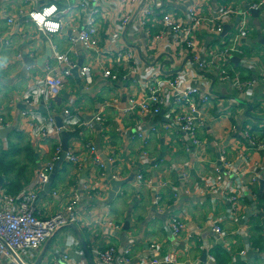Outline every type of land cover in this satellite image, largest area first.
Masks as SVG:
<instances>
[{"label": "built area", "instance_id": "2783aa9c", "mask_svg": "<svg viewBox=\"0 0 264 264\" xmlns=\"http://www.w3.org/2000/svg\"><path fill=\"white\" fill-rule=\"evenodd\" d=\"M231 1L0 0L1 19L8 26L21 21L24 25H33L48 37L64 30L71 32L66 51L52 47L51 61L55 66L49 64L47 69L54 75L33 83L44 102L60 95L74 71L86 80L97 71L107 81L110 90H115L121 83L130 84L127 104L122 109L124 114L159 119V125L147 126L137 122L128 132L129 140L138 141L146 148L151 136L162 132L166 135L176 133L181 136L183 152L190 155L192 150L202 146L200 133L211 127L214 119L207 115L206 106L216 99L211 93L215 74L223 82H230L236 92V97L228 103L230 106H238L241 94L247 95L244 96L245 103L252 102L251 95H254L253 85L248 84L245 89L241 75L232 71L231 60L239 58L241 65L254 68L255 59L247 60L245 50L237 46L251 35L250 12L264 5V0L245 10ZM12 2L18 4L15 14L9 12ZM77 12L82 14L80 20H74ZM235 19L234 33L225 40L224 29ZM206 37L215 41L204 46L202 39ZM75 45L92 52L95 63L80 64L73 51ZM29 94L24 101L27 107L33 103ZM74 111L71 107L63 110L65 121L61 122L60 129L54 116L47 119L48 127H41L40 132L29 123L30 135L42 146L60 136L61 132L93 129L94 121L105 122L100 112L90 121L79 123ZM20 114L27 122L30 112ZM216 115H221L219 110ZM6 127L0 110V133ZM232 130L233 133L240 131L241 140L259 159L252 156L229 159L221 155L220 171H211V175L201 181L200 186L205 191L200 197L206 196L213 205H229L227 214L221 218L211 216L209 239L201 238L197 227L188 231L189 238H183L187 233L186 225L178 217H171L165 223V230L181 243L175 250L165 251L155 240L125 230L122 223L111 217L108 205L97 207L95 203L104 196L103 191L85 179L73 187L61 210L45 215L38 207L39 194L62 151L57 146L52 160L19 192H9L8 183H0V264H183L182 259L187 264H218L212 254L215 246L230 256L228 264H264V252L251 243L246 244L239 254L232 253L233 238L250 237L251 226L255 223H258L257 228L264 240V203L259 197L264 196V132L257 133L249 126L242 128V125L239 128L233 126ZM2 148L7 150L6 141ZM86 148L95 152L91 144ZM65 159L76 170L88 161L70 150ZM139 160L141 164L149 161L147 151H140ZM109 161L115 164L114 160ZM90 163L103 169L97 156H93ZM120 176V172L115 171L112 178L116 180ZM178 179V186L165 183L161 188H166L175 198L190 196L186 173L178 174ZM136 182L147 189L153 186L140 169ZM255 187L260 188L259 193ZM151 191L155 196L154 205L159 207L158 191ZM51 193L53 198L60 199L56 191ZM223 223L236 228L227 231ZM73 226L76 233L71 231L58 237L52 254L46 253L51 240L65 228ZM192 250L205 252V262L192 261ZM250 253L255 256L250 257Z\"/></svg>", "mask_w": 264, "mask_h": 264}, {"label": "crops", "instance_id": "0c3cea01", "mask_svg": "<svg viewBox=\"0 0 264 264\" xmlns=\"http://www.w3.org/2000/svg\"><path fill=\"white\" fill-rule=\"evenodd\" d=\"M259 1L232 0L231 2L245 10ZM17 5L16 2H12L11 10H9L11 14L16 13ZM252 12H250L251 35L240 41L237 48L245 50V58L247 60L254 58L256 64L253 69H250L246 65H241L239 58L234 57L231 60L232 71L241 75L242 82L246 84L245 89L248 84L253 85L252 102L245 103L244 96L247 95L241 94L238 106H230L228 103L236 97V92L231 88L230 82H223L221 77L215 74L212 77L211 93L216 99L206 106L207 115L214 119L211 127L200 133L202 146L192 150L190 155V153L183 152L181 136L176 133L166 135L162 132L153 135L146 148L138 141L129 140L128 132L134 128L137 122L149 126L157 124L159 119L142 117L139 114H124L122 109L127 104L130 84L121 83L115 90H110L107 81L97 71H93L90 79L87 80L81 79L78 73H73L72 77L65 82V87L60 95L49 102H44L43 96L36 93L37 90L33 87V83L38 79L54 75L47 69L49 64L52 67L55 66V63L51 61L52 47L56 46L61 52L66 51L71 32L64 30L60 34L48 37L38 32L33 25H24L21 21L8 26L1 19L0 2V110L1 118L7 125L1 131H5L4 134L0 133V157L4 150L2 144L6 141L7 150H12L9 157L20 156L26 151L29 160L27 164L33 165L30 175L25 181L18 177V181L10 185L7 174H0V178H3V182L8 183V187H17L21 190L23 186L35 179L38 170L52 160L57 146L62 147L61 133L57 138L40 146L38 140L29 133V123L36 126V131L40 132L41 127H48L47 119L50 116H54L56 125L57 120L64 123L63 110L69 107L75 110L76 120L79 123L88 122L101 112L105 122L95 123L94 121L93 129L83 128L74 133L65 132L68 134V151L70 150L88 161L79 170L70 165L66 159L61 163L50 192L46 194L43 190L39 194L38 207L42 209L43 213L51 215L61 210L71 195L73 187L79 180L85 179L91 182L94 188H100L103 191L104 196L95 203L97 207L108 205L111 217L122 223L124 229L127 226L125 230L133 232L139 237L145 236L155 240L165 251L175 250L176 246L179 247L178 243H181L170 237L165 230V223L171 217H178L186 225L187 233L183 238H189L191 234L188 231L197 227L200 229L199 236L209 239L208 227L211 216L221 218L227 214L229 205H213L208 198L206 199V196L200 197L205 190L198 183L211 175V171H220L219 158L221 155L229 159H238L244 156L259 159V156L241 140L240 131L237 130L233 133L232 130L233 126L239 128L242 125V128L249 126L257 133L264 132V5ZM254 12H258V17L254 16ZM81 16L82 14L77 12L74 20H80ZM236 23L237 19L225 27V40L234 33ZM212 41H215L212 37L203 38L202 45L206 46ZM73 51L80 64L95 63L92 60V52L86 51L82 46L75 45ZM26 60L29 64H26ZM28 93H30L29 98L33 102L31 107H27L24 103ZM256 108H260V110ZM217 110L220 111V116L216 115ZM22 111L30 112L27 122L21 117ZM87 144L93 145L94 153L86 148ZM141 150L147 151L149 156V161L144 164L139 162ZM93 156H97L101 160L102 170L90 163ZM111 159L115 161L114 165L109 161ZM184 167L188 169L185 170ZM139 169L143 171L146 179L151 180L153 186L150 189L136 182ZM115 171L120 172V179L112 178ZM108 173H110L112 181L117 183L115 189L107 180ZM181 173L187 175L190 196L175 198L161 186L165 183L178 186V174ZM151 189L158 191L157 195L161 200L159 207L154 205L155 196ZM53 190L58 193L60 199L53 198L51 193ZM255 191L259 193L260 188L255 187ZM259 197L260 201L264 203V196ZM257 226L258 223L251 226L250 237L246 239L233 238V254H239L248 243H251L260 252H264V240ZM223 228L232 231L236 227L223 223ZM71 231L75 232V229L68 227L55 236L48 245L46 253L52 254V247L57 244V238L63 237ZM212 254L218 264L230 262V256L217 246L213 248ZM249 256L254 257L255 255L250 253ZM190 257L192 261L197 260L204 263L206 253L192 250ZM181 263L187 264L183 259Z\"/></svg>", "mask_w": 264, "mask_h": 264}, {"label": "rangeland", "instance_id": "374dc122", "mask_svg": "<svg viewBox=\"0 0 264 264\" xmlns=\"http://www.w3.org/2000/svg\"><path fill=\"white\" fill-rule=\"evenodd\" d=\"M75 72L77 73V71ZM4 161V164H6L9 168L8 181L10 182V185L17 182L18 177L24 179V181L27 180L33 165L27 164L29 160L26 151L21 153L20 156H15L14 158L9 159L10 163L8 162V158L4 159ZM198 185L200 186L201 182H199Z\"/></svg>", "mask_w": 264, "mask_h": 264}, {"label": "water", "instance_id": "95a60500", "mask_svg": "<svg viewBox=\"0 0 264 264\" xmlns=\"http://www.w3.org/2000/svg\"><path fill=\"white\" fill-rule=\"evenodd\" d=\"M251 13H253V12L251 11ZM258 15H259L258 12H254V16H255V17H258ZM262 42H263V41H262ZM263 43H264V42H263ZM27 61H28V60H26V64H29ZM236 61L238 62L237 59H236ZM73 73H76V72L74 71ZM76 78H78V77L76 76ZM61 127H62V123H61V121L57 120V128L60 129ZM4 132H5V131H4ZM4 132H1V133L4 134ZM61 135H62V137H63V142H62V147H61V150H62V151H61V153H60V156H59L58 160L56 161V163H55V165H54V168H53V170H52V172H51V174H50V176H49L48 182H47V184H46V186H45V188H44L46 194H48V193L50 192V190H51V188H52V184H53V182H54V179L56 178V176H57V174H58L59 167H60L61 163H62L63 161H65L66 153H68V134L65 133V132H61ZM107 167H108V166H107ZM107 180H108L109 182H111V184L114 186V189H115L116 186H117V185H116L117 183H115V182L112 181L111 176H110V173H108ZM0 183H1V184L3 183V178H0ZM73 228L75 229L74 226H73ZM125 229H127V226H125ZM80 239L82 240L81 236H80ZM87 256H88L89 260L91 261V258H90V256H89L88 253H87ZM38 262H39V261H38ZM91 264H93V263L91 262Z\"/></svg>", "mask_w": 264, "mask_h": 264}, {"label": "trees", "instance_id": "16d2710c", "mask_svg": "<svg viewBox=\"0 0 264 264\" xmlns=\"http://www.w3.org/2000/svg\"><path fill=\"white\" fill-rule=\"evenodd\" d=\"M12 154V150H2V155H1V157H0V174H9V168H8V166L6 165V164H4L5 163V161H4V159H7L8 158V162H9V159H11V157H7V156H9V154ZM14 153V152H13ZM10 163V162H9ZM8 189H9V192H18V188L17 187H8Z\"/></svg>", "mask_w": 264, "mask_h": 264}]
</instances>
